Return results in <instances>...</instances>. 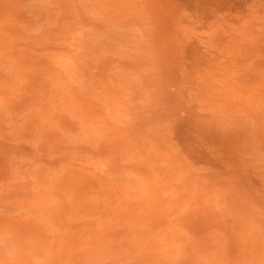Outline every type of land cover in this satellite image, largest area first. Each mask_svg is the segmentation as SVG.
Here are the masks:
<instances>
[{
  "label": "rangeland",
  "instance_id": "374dc122",
  "mask_svg": "<svg viewBox=\"0 0 264 264\" xmlns=\"http://www.w3.org/2000/svg\"><path fill=\"white\" fill-rule=\"evenodd\" d=\"M201 1L0 0V264H264V0Z\"/></svg>",
  "mask_w": 264,
  "mask_h": 264
},
{
  "label": "bare ground",
  "instance_id": "6f19581e",
  "mask_svg": "<svg viewBox=\"0 0 264 264\" xmlns=\"http://www.w3.org/2000/svg\"><path fill=\"white\" fill-rule=\"evenodd\" d=\"M170 1H172V0H170ZM195 1H199V0H195ZM202 1H203V2H202ZM202 1H201L200 3H203V4H204V3H207V2H208V4L211 3V1H209V0H208V1H204V0H202ZM174 2H175V1H174ZM196 3L198 4L199 2H196ZM200 3H199V4H200ZM238 6L240 7V5H237V7H238ZM239 7H238V8H239ZM79 196H81V195H79Z\"/></svg>",
  "mask_w": 264,
  "mask_h": 264
}]
</instances>
